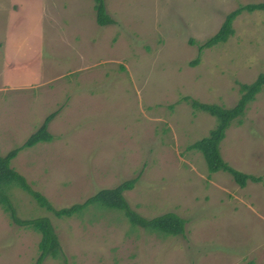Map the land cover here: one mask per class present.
Segmentation results:
<instances>
[{"label": "rangeland", "instance_id": "1", "mask_svg": "<svg viewBox=\"0 0 264 264\" xmlns=\"http://www.w3.org/2000/svg\"><path fill=\"white\" fill-rule=\"evenodd\" d=\"M262 1L105 0L115 23L98 25L92 0H0V152L56 112L53 140L20 149L11 167L55 209L137 176L123 192L131 210L186 220L167 236L100 203L56 217L14 185L18 216H47L58 236V258L42 264H264V90L220 142L225 162L258 178L245 186L188 148L216 119L182 100L235 106L240 84L264 72V9L197 49L226 14ZM39 239L0 205V264H34Z\"/></svg>", "mask_w": 264, "mask_h": 264}, {"label": "trees", "instance_id": "2", "mask_svg": "<svg viewBox=\"0 0 264 264\" xmlns=\"http://www.w3.org/2000/svg\"><path fill=\"white\" fill-rule=\"evenodd\" d=\"M92 2L95 11V21L98 25L115 23V20L107 12L105 0H92ZM263 9L264 0L256 4L241 5L237 9L232 10L226 14L219 29L203 43L197 45L198 52L218 43L225 42L229 36L234 34L235 28L232 26V23H234L235 19L242 12ZM188 42L192 44L193 40L189 39ZM197 61L198 56L191 60L189 64L194 66ZM262 90H264V72L259 73L253 81L240 84L241 97L235 106L229 108L218 104L202 103L186 96L182 97V100L188 101L193 109L207 112L216 119V125L209 131L208 135L189 144L188 148L196 149L203 154L210 172L219 170L228 172L241 186H245L248 180L257 181L258 178L251 174H246L225 162L220 152V142L225 137L226 130L232 121L244 115L248 105L255 100L256 95ZM55 115L56 112L48 115L24 143L14 146L4 153L0 152V205L9 214L13 223L20 227L33 229L39 233V257L34 264H42L47 258L57 259L60 254L59 239L47 216L34 218H21L18 216L8 196L9 188L14 185L27 192L40 207L52 212L56 217H69L75 212L82 211L92 203H100L103 206L120 210L131 225L140 226L146 231L167 236L184 234L186 220L180 218L174 212H165L152 218H145L128 207L123 197V192L133 187L137 176L124 180L113 188L100 189L82 203L60 209H55L45 195L33 189L25 177L11 167L10 163L20 149L38 142H51L53 140V135L49 130V124Z\"/></svg>", "mask_w": 264, "mask_h": 264}]
</instances>
